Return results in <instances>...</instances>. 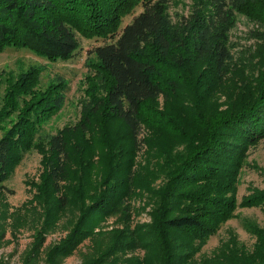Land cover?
<instances>
[{"label": "trees", "instance_id": "trees-1", "mask_svg": "<svg viewBox=\"0 0 264 264\" xmlns=\"http://www.w3.org/2000/svg\"><path fill=\"white\" fill-rule=\"evenodd\" d=\"M167 3L0 0V52L13 47L66 61L77 53V35L103 40L93 48L81 116L54 133L42 127L64 103V80L40 87V69L32 66L0 86V197L34 150L40 171L27 182L29 203L41 209L34 247L73 214L48 252L54 264L100 237L118 211L124 226L110 231L91 262L264 264V229L254 224L251 249L231 242L200 254L238 206L264 211V186L237 199L249 149L264 138V41L254 49L257 67L232 62L228 47L237 14L264 24V0H193L175 24ZM135 200L149 220L131 225Z\"/></svg>", "mask_w": 264, "mask_h": 264}, {"label": "rangeland", "instance_id": "rangeland-1", "mask_svg": "<svg viewBox=\"0 0 264 264\" xmlns=\"http://www.w3.org/2000/svg\"><path fill=\"white\" fill-rule=\"evenodd\" d=\"M194 6L193 0H168L166 16L172 24L181 21L189 15ZM141 11L137 7L134 14L123 18L121 28L131 21L133 15ZM229 53L234 61H247L257 67V56L254 49L257 43L264 41V24L237 14L228 30ZM77 53L66 61H48L27 49L5 48L0 52V86H4V79L15 76L29 67L37 66L40 69V87L48 83L64 80L66 88L65 100L61 108L53 114L43 125L42 132L54 133L58 129L74 124L81 116V107L86 99L88 78L93 75V64L96 57L93 48L103 42L101 39H85L79 35ZM202 61V60H201ZM199 61L195 67L201 65ZM256 69V68H255ZM0 87V88H1ZM160 106L163 99L158 98ZM40 155L36 151L26 153L15 168L11 177L5 181L6 193L0 197V264H54L48 255L53 245L60 242L68 230L73 214L62 216L56 224L43 233L40 244L34 247L35 235L41 221V209L35 203H29L31 192L27 182L37 180L40 164ZM264 186V138L257 145L250 147L247 162L243 166L237 190L238 202L243 195L253 188ZM138 200L132 202L134 212L130 224L148 221L146 211L139 208ZM125 222L118 211L103 222L101 236L90 240L86 239L69 255L61 257L55 264H96L91 262L104 244L109 242L110 231L122 228ZM254 224L264 229V211L258 207L238 206L234 216L228 219L212 235L202 247L201 255L211 256L221 248L236 242L246 249H251L255 236L249 231V225ZM99 230V229H98ZM96 245V247H95ZM102 247V248H101ZM97 250V251H96ZM142 254V251L138 252ZM129 256V255H128Z\"/></svg>", "mask_w": 264, "mask_h": 264}]
</instances>
